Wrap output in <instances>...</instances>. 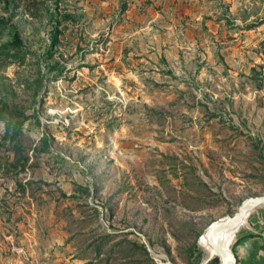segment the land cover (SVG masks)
Masks as SVG:
<instances>
[{"label": "rangeland", "instance_id": "1", "mask_svg": "<svg viewBox=\"0 0 264 264\" xmlns=\"http://www.w3.org/2000/svg\"><path fill=\"white\" fill-rule=\"evenodd\" d=\"M105 1L0 0V103L22 113L0 114V264H206L204 230L264 191V0H226L202 34Z\"/></svg>", "mask_w": 264, "mask_h": 264}, {"label": "crops", "instance_id": "2", "mask_svg": "<svg viewBox=\"0 0 264 264\" xmlns=\"http://www.w3.org/2000/svg\"><path fill=\"white\" fill-rule=\"evenodd\" d=\"M86 2H90L96 9H113V5H111L109 1L86 0ZM224 2L227 1L123 0L120 21L124 22L127 25L131 21L136 20L141 22L142 27H151L149 26V24L154 20L156 22V20L159 19L164 23V17L166 16L165 12H167V10L170 8V10H172L173 12L170 17L166 16L167 19H172V17H180V14H187L188 18L192 21L198 20V22L196 23V33L202 34L199 27L209 30L211 25L219 24V21L223 20L222 16L225 14V12H223L222 14V8H225L230 12L228 5L222 7V3ZM88 8L90 9L91 7ZM218 14L220 16H218ZM187 15H185V17ZM215 15L217 16L215 17ZM225 16H228V14H226ZM210 19H213V21H211ZM156 23L159 24L156 27L160 32L159 29H162L163 25H160V23L158 22ZM173 24H175V27L180 28L179 31L182 30V26L179 22L176 21ZM117 27H120L119 23L116 28ZM163 31L164 30L162 29V32ZM231 248L232 252L236 256L237 264H264V208L257 209L249 215V220L247 225L245 226V229L235 238Z\"/></svg>", "mask_w": 264, "mask_h": 264}, {"label": "trees", "instance_id": "3", "mask_svg": "<svg viewBox=\"0 0 264 264\" xmlns=\"http://www.w3.org/2000/svg\"><path fill=\"white\" fill-rule=\"evenodd\" d=\"M55 2V5L57 7V4L59 2V0H53ZM3 6L5 8V10H8L9 7H12L14 5H16L17 7H21V9L29 16H34L37 11L39 10V0H2ZM4 22V18L2 17V15H0V23ZM59 34V30H57L56 32H54V35L52 37V41H51V45L54 46L56 41H57V35ZM6 46L12 47V48H21L23 47V42L22 39L20 38L18 29L16 28V26H12V33L11 36L9 38V40L6 41L5 43ZM2 112L7 113L10 116V120L12 121V117H20V114L22 115V113H14L11 110L7 109V107L4 106L3 103H0V114H2ZM24 119H26L27 117H23ZM9 123L6 126V135H8V131H9ZM11 138H16V132L13 133V136ZM10 138V139H11ZM47 137L42 138V142L46 145L47 144ZM14 141V140H13ZM14 203V201H13ZM12 207L8 206V210L10 212L8 213H13L12 212ZM20 217H18V219H16L14 222L11 223L12 227L10 229H8L7 231L12 234V238H14L13 240L16 242V244H20L19 243V228L17 226V222H19ZM100 241L103 240V237H100ZM88 245V244H87ZM90 245V244H89ZM105 247H104V243L99 244L98 247H96L95 251L97 253H100L101 251H104ZM232 250V248H231ZM105 252V251H104ZM9 254V252H8ZM107 257H111L110 253H108ZM77 259H82V260H86L88 258V256L86 254H83L82 256L76 257ZM140 264V263H139ZM206 264H221L219 258L217 256L212 257Z\"/></svg>", "mask_w": 264, "mask_h": 264}, {"label": "water", "instance_id": "4", "mask_svg": "<svg viewBox=\"0 0 264 264\" xmlns=\"http://www.w3.org/2000/svg\"><path fill=\"white\" fill-rule=\"evenodd\" d=\"M264 204V191L256 196L247 197L243 200L236 211L225 218H219L211 223L209 242L210 245L216 250L217 257L221 264L226 261L227 264H237L236 256L229 246L222 243L221 237L225 230L240 224L248 215V212L254 207ZM213 255L210 256V258Z\"/></svg>", "mask_w": 264, "mask_h": 264}, {"label": "bare ground", "instance_id": "5", "mask_svg": "<svg viewBox=\"0 0 264 264\" xmlns=\"http://www.w3.org/2000/svg\"><path fill=\"white\" fill-rule=\"evenodd\" d=\"M244 223V220L240 223L237 224L227 230H225L222 234L221 237V241L224 245L228 246V244L230 243V241L232 240L234 234L236 233L237 229L239 226H241ZM209 235H210V227L207 228L206 230H204V232L202 233V235L199 238V242L205 246V248L208 250V255L211 256H217V252L216 250L210 245L209 242ZM223 264H227L226 261H223Z\"/></svg>", "mask_w": 264, "mask_h": 264}, {"label": "built area", "instance_id": "6", "mask_svg": "<svg viewBox=\"0 0 264 264\" xmlns=\"http://www.w3.org/2000/svg\"><path fill=\"white\" fill-rule=\"evenodd\" d=\"M11 244H13V242L10 243V250H12L11 252L15 255H19L21 252V247L18 244L16 246H11Z\"/></svg>", "mask_w": 264, "mask_h": 264}]
</instances>
